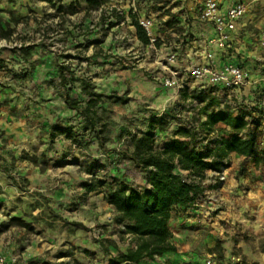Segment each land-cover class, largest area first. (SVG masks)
<instances>
[{
    "label": "rangeland",
    "instance_id": "rangeland-1",
    "mask_svg": "<svg viewBox=\"0 0 264 264\" xmlns=\"http://www.w3.org/2000/svg\"><path fill=\"white\" fill-rule=\"evenodd\" d=\"M100 2L98 7L92 6L89 0H15L10 1L11 7L0 5V18L12 30L10 36L0 37V118L26 121L28 126L29 123L45 124L47 130L41 129L40 132L46 135L47 143L33 140L30 147L35 150L45 148L48 154L30 158L33 163L40 164L44 169L50 158L60 160L63 156L71 164L78 162L86 179L93 180L100 175V168L92 169V164L100 163L102 157H110L113 160L111 164L121 163L125 170L122 180L133 188L143 190L149 186L148 174L142 173L134 163L128 164L129 159L123 155L124 151L133 150V135L141 136L148 130L153 118L164 117L166 122L163 129L155 131L156 147L161 149L175 139L179 128L198 127L208 114L226 110L227 107L233 113L241 109L250 113L248 120L260 124L259 144L260 148L264 147V112L260 107L253 110L236 107L234 103H237V99L234 97L227 105L229 100L221 95V107L205 112V104L191 97L193 90L189 91V88L196 87L198 90L193 81L187 83L189 88L183 90L175 100L168 98L165 89L153 82L151 77L154 71L147 64L154 63L160 54L138 39L134 24L137 22L141 25L144 18L154 21L152 35L158 40L156 47L159 50L160 46L187 45L188 37L183 34L186 31L179 27L182 18L178 16L177 1ZM167 5L169 8L165 9ZM197 11L199 14L200 8ZM83 80L98 93L128 99L122 103L104 98L99 104L105 109L99 112L103 123L107 124L105 136L108 137L102 150L94 132L85 130L84 119L75 110L62 102L47 101L52 98L49 96L51 89H54L59 90L63 101V94L68 92L85 107L88 98L81 93ZM233 105L235 108H231ZM57 128L72 130L73 137L59 135ZM198 132L199 142L193 145L198 149L232 135V131L223 124L217 125L210 133ZM4 135L6 131L0 129V136ZM182 140L189 142V139ZM10 144L21 143L2 139L0 149L8 150ZM61 151L64 155H60ZM26 156H29L28 153H25ZM5 160V164L0 163L1 167L6 168L2 177L9 184L25 188L26 182L14 172L16 159L10 155ZM227 160H224L226 167ZM241 162L245 170L240 177L245 181L241 186L243 194L240 199L247 209L242 211L243 206L236 210L231 207L227 212L236 211V218L241 216V219L253 220L250 219L247 224L241 220L225 221L222 224L224 232H217L215 228L210 232L192 221L187 225L175 226L174 229L183 227L187 231V236L181 242L189 249L179 253L178 259L165 260L160 264H206L208 261L211 264H264V160L259 164L253 158L242 159ZM181 174L185 180H198L188 172ZM224 175L222 172H206L205 179L200 181L204 193L190 207V215L197 214L193 209H203L199 202L204 204L211 199L210 191L223 183ZM6 192L0 184V195ZM36 193L33 202L22 208V216L8 217L3 223L0 222V255L8 264H110L118 255L110 252L113 243L100 237L95 240L100 243L101 251L105 252L103 257L91 250L64 248L60 233L67 226V219L50 209L48 197ZM13 200L17 202L13 206L19 209L21 196L16 195ZM38 209L41 211L38 212ZM179 209L180 215L189 213V208ZM221 211H224L223 208L217 209L215 214ZM46 226H51L57 234L54 250L46 248ZM123 226L120 230L128 237L121 238V241L135 248L137 239L125 233ZM171 234V239L179 243L180 238L176 237L175 232ZM191 254H197V261L192 259Z\"/></svg>",
    "mask_w": 264,
    "mask_h": 264
},
{
    "label": "crops",
    "instance_id": "crops-1",
    "mask_svg": "<svg viewBox=\"0 0 264 264\" xmlns=\"http://www.w3.org/2000/svg\"><path fill=\"white\" fill-rule=\"evenodd\" d=\"M10 1L15 0H0L1 7L10 6ZM173 1L178 2V16L182 18L179 27L185 29L187 34H183L188 37V42L187 45L183 44L178 47L171 46L160 49L163 52L158 50L159 58H156L154 63L147 64L154 71L152 77L150 76L153 82L160 84L165 89L167 97L175 100L180 93L166 88L161 81V78L166 75V72L162 69L161 61L165 58L167 52L175 49L180 60L179 67L184 69L187 64L204 61L205 54L208 51H213L215 53L214 65L235 64L250 74L251 82L247 86L224 94L225 98L229 100L227 105H230L234 97L237 99V103H234L236 107L250 110L259 109L260 107L263 111L260 105V95L264 92V46L259 43V38L261 33L264 32V0H220L225 7L236 1H245L248 4V13L238 22L237 29L232 33V37L225 49H217L208 44L209 39L214 36L215 30L211 23L203 20L201 14L197 13L203 0ZM162 3L163 5L165 4L164 2ZM156 4L160 6L159 3ZM168 8L169 6L167 5L165 9ZM182 41H184V38ZM201 89L198 88L197 90L196 87H191L189 91H201ZM58 92L59 90L51 89L49 97L52 98L47 101L66 104ZM234 105L231 108H235ZM234 114L235 116L238 115L239 111ZM32 124L29 123L30 126H28L26 121L17 122L15 119L8 121V119L0 118V129L6 131V135L0 136V140L9 139L21 143L20 145L10 144L11 148L8 150L1 148L0 163L5 164V159H9L10 155H12L16 159L14 172L19 179L26 182V184L24 183L26 187L23 189L17 184L7 183L2 177L6 173V168L5 166H0V184L7 191L0 195V203H2L0 207V222L3 223L8 217L12 219L22 216V208L33 202L34 197L37 195L36 192H38L41 193L40 196L48 197L49 207L52 211L67 219L65 222L67 226L60 233L64 248L91 250L92 253H98L99 256L103 257L105 252L101 251L100 243L95 240L100 237L109 239L113 243V245H110L112 249L110 252L113 253L114 251V255L127 253L128 249L133 247L125 243L126 241H121V238L128 236L120 230L121 226L124 227L123 224L116 222L117 213L115 208L105 199V194L108 190L107 182H111L113 177L122 179L124 175L125 170L121 167V163H112V165L111 161L113 160L110 157H107L108 159L102 157L101 162L95 165V170L97 169L96 167L100 168L98 172L100 175L95 176L93 180L86 179L87 176L80 171L78 162L71 164L67 159L64 160L63 156L60 160L50 158L48 165L42 169L40 164L33 163L30 158L47 155L48 152L45 148L35 150L30 147V143L33 140H44V144L47 143L46 135L40 132L41 129L47 130V128L44 127V123L41 126ZM43 137L44 139H42ZM100 149L102 150V148ZM25 153H28L29 156L25 157ZM60 155H64L62 151ZM242 159L250 158L241 157L236 153H232L229 156L227 167H223L221 171L225 174L223 183L218 187L212 188L210 191L212 197L208 202L204 204L199 202V204L203 205V209H193V212L197 214L190 215L189 208L187 209L189 213L183 216L182 214L180 215L178 207L173 209L170 231L175 232L176 237L180 238L179 243L171 239V242L177 248L176 252L167 253L155 259H144L140 264H160V262L165 260L173 261L178 259L179 253L189 249V246L181 242L187 236V231L183 230V227L174 229L175 226L187 225L192 221L193 224L206 227L205 230L210 232H213L214 228L217 229V232H224L225 228L222 224L225 221L236 222L241 220L246 224L249 223L252 218L249 220L246 218L241 219V216L236 218V211L234 213L227 212V209L231 207L234 210L242 208V206V211L247 209V205L240 199L243 194L241 186L245 181L244 178L240 177V174L245 170L241 162ZM127 162L128 164L133 163L131 161ZM247 169L250 170V168ZM88 186H94L95 190L88 191ZM16 195L21 196L22 199L19 209H15L13 206L14 204L17 205V202L13 200ZM219 208H223L224 211L215 214V211ZM37 211L40 212L41 209ZM45 228L46 248L54 250L56 248L54 239H56L57 234L51 226H46ZM191 257L194 261H197V254H191Z\"/></svg>",
    "mask_w": 264,
    "mask_h": 264
},
{
    "label": "trees",
    "instance_id": "trees-1",
    "mask_svg": "<svg viewBox=\"0 0 264 264\" xmlns=\"http://www.w3.org/2000/svg\"><path fill=\"white\" fill-rule=\"evenodd\" d=\"M92 6H100V0H89ZM138 39L149 45L150 39L145 29L134 24ZM12 30L3 24L0 18V37L6 38ZM66 83V78L63 77ZM81 93L88 98L83 107L79 100L73 99L68 92L63 94L67 107L75 110L85 122V130H91L98 140L100 148L105 149L108 137L105 136L107 124L103 123L99 104L104 98L126 103L128 99L120 96H107L96 92L85 80L82 81ZM191 97L205 104V112L211 108L221 107L222 100L215 94V89L208 88L193 91ZM250 113L244 109L235 116L230 108L210 113L198 127L185 126L177 130L175 139L167 142L159 149L156 147L155 131L163 129L166 118H153L148 130L141 136H132L133 150H126L123 155L133 162L144 174H148L149 186L138 190L122 179L113 177L108 183L105 194L106 201L117 213L116 222L125 225V233L137 239L135 248L127 253L118 254L110 264H140L144 259H155L167 253L176 252V246L171 242L170 221L175 207L190 208L196 204L204 193L200 181L205 179L206 172H221L226 167L232 153L241 157L253 158L256 163L264 160V147L260 148L259 128L257 121L247 120ZM250 121V122H249ZM219 124L227 126L231 131L230 137H222L205 148L198 149L194 144L199 142V131L212 132ZM59 135L73 137L72 130L57 128ZM182 139H189L183 142ZM97 164V163H96ZM92 164V169L96 165ZM89 170V171H92ZM188 172L198 180L187 181L180 173ZM95 190L88 186V191Z\"/></svg>",
    "mask_w": 264,
    "mask_h": 264
},
{
    "label": "built area",
    "instance_id": "built-area-1",
    "mask_svg": "<svg viewBox=\"0 0 264 264\" xmlns=\"http://www.w3.org/2000/svg\"><path fill=\"white\" fill-rule=\"evenodd\" d=\"M200 13L203 20L214 26L215 33L208 44L217 49H225L232 33L237 29L238 22L248 13V4L245 1H236L225 7L220 0H203ZM141 26L150 39L148 48L158 52L159 49L156 47L158 40L152 35L154 21L144 18ZM259 43L264 46V32L260 35ZM162 48L163 46H160V49ZM214 61L215 53L208 51L204 61L192 62L184 69H180L178 52L171 49L161 61L162 69L166 72L161 81L166 88L175 90L177 93L187 89V83L193 81L198 88H202L201 90L215 89L218 97L221 95L225 97L224 94L228 91L240 90L251 82L249 72L240 66L230 63L216 66ZM260 105L264 111V92L260 95ZM0 264H8L2 255H0ZM206 264H211V261Z\"/></svg>",
    "mask_w": 264,
    "mask_h": 264
}]
</instances>
